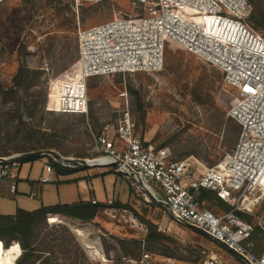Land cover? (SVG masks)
Here are the masks:
<instances>
[{
    "label": "rangeland",
    "instance_id": "obj_1",
    "mask_svg": "<svg viewBox=\"0 0 264 264\" xmlns=\"http://www.w3.org/2000/svg\"><path fill=\"white\" fill-rule=\"evenodd\" d=\"M155 2L0 0V85H13L22 62L30 69L22 85L19 114L13 102L3 101L0 91V154L32 152L47 140L54 147L52 151L64 157L81 156L91 161L99 155L98 135L107 125L112 134L128 105L136 134L147 145L168 148L174 160L196 159L200 171L222 162L234 149L241 132L239 124L227 117L235 91L224 87V77L218 69L186 53L175 42L167 45L162 71L94 77L88 81V116L68 112L72 86L60 82L68 83V72L78 56V32L114 19L146 16ZM249 2L254 16L264 20V0ZM261 30L264 37V27ZM48 163L46 156L24 160L21 178L25 180L30 171L32 180L37 181ZM95 169L81 168L58 175L59 182L43 185L35 199L29 198L20 178L18 195L15 199L0 198V210L14 214L17 208L32 211L41 204L71 203L62 191H78L77 180L84 177V171L90 176L84 180L94 185L98 199H128L130 185L126 179L113 172L96 176ZM132 198V202L124 204H129L127 210L146 225V232L132 227L122 215L113 217L104 210L91 222L67 217L57 223L46 220L37 226L36 253L41 260L36 264H124L145 253L151 255L150 264H204L213 256L222 264H244L218 243L175 224L161 206L147 202L140 191L133 189ZM250 201L251 210L241 213L260 229L253 244L262 251L264 190L254 192ZM203 208L217 215L224 213L212 202ZM147 223L156 226L163 238L149 240ZM22 253L18 242L5 247L0 240V264H17Z\"/></svg>",
    "mask_w": 264,
    "mask_h": 264
},
{
    "label": "built area",
    "instance_id": "obj_2",
    "mask_svg": "<svg viewBox=\"0 0 264 264\" xmlns=\"http://www.w3.org/2000/svg\"><path fill=\"white\" fill-rule=\"evenodd\" d=\"M252 10L249 0H156L146 16L114 19L80 30L78 56L68 72V83L60 84L72 86L68 112L88 116L90 79L160 72L170 42L218 69L224 87L235 91L227 117L241 129L237 144L222 162L200 171L196 159L174 160L168 148L147 145L136 134L126 105L112 134L107 125L96 139L99 156L93 160H108L89 165L111 167L147 202L161 206L175 224L196 227L207 238L243 256L244 264H264V248L259 254L253 251L255 227L238 214L250 211V196L264 190V37L250 23ZM21 155L0 156V181L9 183L11 194L17 192L24 161ZM56 176L55 168L47 164L39 183L53 182ZM200 190L214 193L232 209L220 215L205 210L197 201ZM29 197L37 198V191ZM114 203L107 200L104 211L113 217L122 215L132 227L147 231L131 211ZM150 260L151 255L145 253L124 264H150ZM204 264L222 263L213 256Z\"/></svg>",
    "mask_w": 264,
    "mask_h": 264
},
{
    "label": "trees",
    "instance_id": "obj_3",
    "mask_svg": "<svg viewBox=\"0 0 264 264\" xmlns=\"http://www.w3.org/2000/svg\"><path fill=\"white\" fill-rule=\"evenodd\" d=\"M250 23L254 26V28L257 31L263 34L261 30L264 27L263 19L256 18L252 13L250 17ZM20 51L21 50L19 49V53ZM29 73H30V69L24 62H22L13 78V85L8 88L0 85V91L3 101L6 103L13 102V104L15 105L16 112L18 114L20 112V105L23 101V98L21 96L22 85ZM89 112H90V106H89ZM53 148L54 147H52V145L49 144L47 140H44V146H42L41 148L35 151L27 152L25 154L28 153L41 154L50 151ZM0 156H5V155L0 154ZM46 157L49 158L48 164L52 165L55 168L57 175L70 174L72 172L78 171L81 168L82 169L86 168L78 165H72V167L66 168L58 164L52 156H46ZM76 157L83 158L81 156H76ZM6 189H8V192L6 191ZM0 193L2 194V196H11V193L9 192V183L4 184V186L1 188ZM130 195L131 196L133 195V189L131 187H130ZM92 200L93 199H90L88 201L79 200L77 202L70 204L59 203L53 206L41 205L38 209L33 211L18 209L14 215L0 216V240L3 242L5 247H8L13 242L19 243L23 253L21 257L17 260L16 262L17 264H36L39 260H41V257L36 253L38 251L37 247L39 244V232L37 230V226H39V224L43 223L46 220H51L57 223L63 217L76 219L83 222H91L97 217V215L101 210H104L107 207L105 203L96 202L95 204H93ZM197 201L202 208L204 204L212 202L220 206V209L223 210L224 213L232 209V207L229 204L219 200L214 193L207 190L199 191V194L197 196ZM114 206L123 209L130 208L129 204H122L121 202H115ZM238 214L242 219L246 220L247 217L246 215L242 214L241 212H239ZM147 224H148L149 240L163 238L164 235L158 233L156 226H154L152 223H147ZM259 231L260 229L255 227V230L252 235V241H254V238L256 237ZM199 234L207 238L205 235L201 233ZM253 251L257 254L261 252V249L258 246V244H256ZM85 263H88V261H85Z\"/></svg>",
    "mask_w": 264,
    "mask_h": 264
},
{
    "label": "crops",
    "instance_id": "obj_4",
    "mask_svg": "<svg viewBox=\"0 0 264 264\" xmlns=\"http://www.w3.org/2000/svg\"><path fill=\"white\" fill-rule=\"evenodd\" d=\"M99 156V155H98ZM97 157V156H96ZM80 159H82V158H80ZM92 161V162H91ZM91 161H87L89 164H95V163H101V161H102V159H96V160H93V159H91ZM78 165V164H77ZM78 166H82V165H78ZM23 167V166H22ZM82 167H86L88 170H93V169H95L96 171V176L97 175H100V176H105L107 173H112L113 171H112V169H111V167H109V166H94V167H87V166H82ZM102 169V168H110V170L108 169V170H106V171H102V170H97V169ZM22 169V168H21ZM107 172V173H106ZM114 173V172H113ZM84 177H80L77 181V187L79 188V190L78 191H74V190H70V189H64L62 192H64V194L66 195V199H68L69 201H72L71 203H74V202H77V201H79V200H83V201H88V200H90V199H93V200H95V201H97L98 203H105L107 200H115V201H119V202H121V203H127V202H132L131 200H133V198H132V196L130 195V192H129V194H128V199H126V197H123V198H117V199H115L114 197H107L106 199V201H104V200H100V199H98L99 197L96 195V192H95V188H94V185L91 183V184H89V182H88V180H84V179H88V177H90V176H88V174H86V171H84ZM30 175H31V172L29 171L28 172V176H27V178L25 179V180H23L22 178H21V174H20V177H19V181H18V183H17V192L15 193V194H11V196H2V194L0 193V198H11V199H15L16 198V196L18 195V193H19V182H20V178H21V181H24L25 182V186H27V191H26V193L27 192H29V194L32 192V191H37V193H38V196H40V194H41V191H42V186L43 185H45V184H40L39 183V179H37V181L36 180H32V178L30 177ZM41 176V175H40ZM108 176V175H107ZM40 178V177H39ZM103 178V177H102ZM107 178V177H106ZM59 182V177H58V175H57V178H55V181H53V182H50V183H46V184H51V183H55V182H57V181ZM102 180H104V179H102ZM4 184H6L5 182H3V181H0V191H1V188L4 186ZM89 185H91V188L89 187ZM69 186H72V185H69ZM68 188V187H67ZM103 188L105 189V190H107V186L105 185V183H103ZM114 188H115V186H114ZM80 189H81V191H80ZM6 191L8 192V189H6ZM113 192H114V190H113ZM87 194H88V196L89 197H87ZM29 196V195H28ZM42 196V195H41ZM30 198V197H29ZM88 198V199H87ZM90 198V199H89ZM75 199H78V200H75ZM114 201V202H115ZM70 204L69 202H58V203H56V204ZM56 204H53V205H56ZM2 204H0V206H1ZM41 205H44V204H41ZM53 205H48V206H53ZM18 209H21V208H17V210ZM38 209V208H37ZM17 210H16V212H17ZM22 210H25V209H22ZM36 210V209H35ZM27 211H30V210H27ZM33 211V210H32ZM15 212V213H16ZM14 213V214H15ZM14 214H5L4 212H2L1 210H0V216H10V215H14Z\"/></svg>",
    "mask_w": 264,
    "mask_h": 264
},
{
    "label": "water",
    "instance_id": "obj_5",
    "mask_svg": "<svg viewBox=\"0 0 264 264\" xmlns=\"http://www.w3.org/2000/svg\"><path fill=\"white\" fill-rule=\"evenodd\" d=\"M44 154L49 155L54 157L56 160L62 161L64 163L67 164H71V165H82V166H87L90 167L89 163L86 161V159H80V158H72V157H64L62 155H60L59 153L55 152V151H47ZM40 154L39 153H28V154H22L20 156L21 160H27V159H31V158H35V157H39ZM149 198L151 200H154V198L149 194ZM187 227L195 230L198 233H202L201 230L197 229L196 227L192 226V225H187ZM216 243H218L219 245H221L223 248H225L227 251L231 252L232 254H234L236 257H238L243 263L245 262V259L243 256H241L240 254L236 253L235 251L229 249L225 244L215 241Z\"/></svg>",
    "mask_w": 264,
    "mask_h": 264
},
{
    "label": "bare ground",
    "instance_id": "obj_6",
    "mask_svg": "<svg viewBox=\"0 0 264 264\" xmlns=\"http://www.w3.org/2000/svg\"><path fill=\"white\" fill-rule=\"evenodd\" d=\"M140 1H142V0H140ZM107 160H108L107 158H104V159H102L101 163H105Z\"/></svg>",
    "mask_w": 264,
    "mask_h": 264
}]
</instances>
